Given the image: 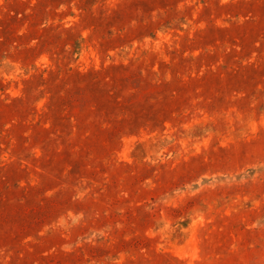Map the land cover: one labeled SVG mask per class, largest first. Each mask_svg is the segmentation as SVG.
Listing matches in <instances>:
<instances>
[{"label":"rangeland","instance_id":"374dc122","mask_svg":"<svg viewBox=\"0 0 264 264\" xmlns=\"http://www.w3.org/2000/svg\"><path fill=\"white\" fill-rule=\"evenodd\" d=\"M0 264H264V0H0Z\"/></svg>","mask_w":264,"mask_h":264}]
</instances>
